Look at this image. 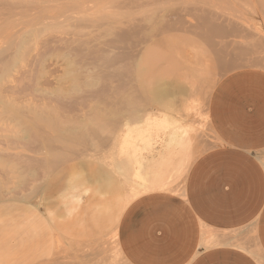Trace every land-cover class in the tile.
I'll use <instances>...</instances> for the list:
<instances>
[{"label": "rangeland", "instance_id": "374dc122", "mask_svg": "<svg viewBox=\"0 0 264 264\" xmlns=\"http://www.w3.org/2000/svg\"><path fill=\"white\" fill-rule=\"evenodd\" d=\"M9 1L0 0V100L1 98L3 100L0 103H6L9 99L18 107L22 105L35 107L36 104L39 107L45 106L46 111L51 113L50 117L58 121V126L63 125L54 134L44 128L37 130V133L39 131L38 135H36V131L32 133V136H35H31L28 140L29 143L27 142L25 146L26 150L23 152L6 150V146H10V144L8 145V140L13 139L18 128H12V124L8 125L9 121L5 119L6 115H4L3 107L0 104V110H2V112L0 111V163H6L0 164V264H21L22 257H28L27 261L29 263L43 259L48 262H73L92 252L91 242L99 240L113 242L112 235L115 233L112 231L117 232L121 214L127 207L124 206L125 198L129 196L132 190L131 184L134 186V188L132 187L133 189H135V186L136 188L140 187V185L150 186L153 183L151 180L155 176L157 169L162 168L158 166L157 159L159 160V158L168 153L171 154V151H169L171 149L176 152L172 155L174 162L168 167L170 172L172 171L171 173L175 174H172L174 176L171 180L173 182L172 185L174 187L182 185L184 177L177 176L176 172L180 167L177 165L180 162L179 159H183L184 154L179 152L180 150L176 147H169V142L172 139V131L170 129L163 131L158 128L151 129L152 135L156 136L157 144L154 145L152 151L141 150L142 152L140 153L143 159L141 166L136 168L137 171H140L137 172L138 178L135 174L133 178L134 171L131 170L132 166H129L131 175L129 173L126 176L120 174V162L126 159L122 154L121 148L124 143L122 138L124 139V133L127 132V128L124 125L128 121L130 122L129 124L127 123L128 130H131L134 125L133 129L135 131L133 129V131H130L133 133V135L131 134L132 137H135L138 132L136 130L140 128L139 123L137 124V122H133L129 118H127L129 120L126 119L125 116L128 115L130 110L133 112L131 111L128 117L137 108L140 110V107L145 106L146 108H141L142 110L144 109L143 112H152L157 117H154L156 120L163 119L167 115L168 117H179L183 114L182 116H185V118H181H184L182 120L186 123V120L188 122V119L191 118H187L183 110L180 112V106L185 101L189 104L193 102L191 105L195 106L198 114L193 118L199 121L201 117H207V122L206 120L203 122L205 124L203 129H199V132L197 131L190 135V141L193 143V146L190 145V149L193 148L192 152L189 150V154L192 158L188 156L187 160H194L205 151L219 145V141L212 132L209 123V98L215 85L223 77L234 71L243 69L264 71V61H262L264 59V3L261 0H209L207 3H210L211 6L206 3V6H203L204 9L212 14L222 15V18L226 21V23L224 22L225 24L222 23L224 27L229 26L231 24L229 20L234 19L232 23L235 22L237 25L242 26L247 32L228 36L225 40L221 39V41L223 40L222 42H220L219 38H212V43L216 42L214 47L205 45L206 42L204 43V40H202L200 43L202 42L204 51L202 50V53L199 51L200 54L198 53L196 57H193L189 47H186L190 45V41L183 37L184 35L180 31L188 25L187 22L189 21L186 19L182 9L179 8V6L183 8L182 4L178 3V5L175 4L169 8L171 12L169 11L168 18L165 17L164 20L172 24L173 31L178 37L175 45L180 48V51L178 49V52L174 54H180L182 51L180 60L183 59L184 55L189 60L198 61V64L196 66L190 65L191 68L186 74L189 76L191 74L195 77L193 79L196 85L193 83L192 78L191 85L187 80L189 76H185L187 78L186 81L190 84L185 83L184 89L187 92L184 90L183 96H176L177 99H174L172 107L165 112L159 104L151 103L146 95H139L140 93L137 89L140 88L143 81L135 80L133 73L137 69H134L136 62L139 60L137 58H141L142 61L146 60L142 63L146 64V67L150 66L152 68L151 70L149 67L151 71L159 66L166 67L164 65H167H161L163 53L165 52L164 40H162V36L155 37L154 33H152L153 28L151 30V27H153L154 12L149 3L142 5L138 2L131 3L133 0H118L120 1L118 5L119 2L116 3L111 0H94L93 2L96 1V3H93L94 5L90 4L92 9L87 8V11L84 6H80L70 0ZM38 1H44L45 3L43 2L44 4L41 3L40 5ZM57 2L59 7H57ZM2 3L6 6H3ZM14 3H18L29 10L38 4L37 10L35 9L34 12L38 13L39 17L37 20L33 19V15H31L33 11L28 12V16L23 15V20H27L26 23V20L23 21L18 18L21 16H16L17 13L11 15L9 8ZM54 5H56V8ZM51 9L55 11L56 16H53ZM176 9L178 11L181 10L180 12L183 14ZM58 14L60 15L58 16ZM162 14L160 15L163 18ZM232 14L234 17L231 16L233 17L231 19L230 15ZM12 16L18 19L16 20ZM18 20L20 21L18 22ZM39 21L40 24H36ZM12 25L15 26L12 27ZM15 27H18L17 29L21 31L14 30ZM12 31H16L13 35L15 37L18 36L17 38L12 36ZM17 43L18 46L16 45ZM182 45L184 46L182 47ZM16 46L20 48L18 49ZM16 49H18L20 54ZM241 50L243 51L242 55L238 53ZM12 53H17L16 63L14 61L15 67L13 70L10 67V71L7 72V66L5 65H9ZM174 54L173 56H175ZM178 55L175 57H179ZM171 59L173 61V57ZM223 60L228 61V64L231 63L230 66L227 68L223 67ZM259 61L260 63L263 62V65L257 64L256 66L254 62ZM170 63L168 62V64ZM171 66H176L177 70V65L171 64ZM167 67L169 66L167 65ZM149 69H146L148 76L151 74ZM164 69L171 71L170 69L172 68L169 67V70L167 68ZM178 71H171L174 74H169L171 73L169 72L166 77L164 76L165 79L162 78L168 86L169 84L172 85L170 89L176 85V81H182L183 71ZM193 72L196 73L194 74ZM147 75L144 80L150 79L151 76L147 78ZM135 87L138 88L136 89ZM23 90L26 91V96L23 94ZM14 94L17 95L15 96ZM18 94H21L22 97ZM138 95L141 98L143 96V101L141 98H137ZM127 98H129V101H127ZM125 99L126 104H124ZM132 100L133 102L136 100L137 104L139 101H142V103H139L138 107H136L137 104H135L136 106L134 105L136 101L133 103L134 106L128 104ZM4 103H2L3 106ZM55 104H58L57 108ZM153 104H156V106H152ZM51 106L55 110L53 114L52 110H50L52 109ZM128 107L130 108L127 111L126 108ZM157 109L160 110L158 111ZM138 110L135 112H139ZM58 111L60 112L57 114ZM97 114L100 115L98 116ZM26 115L30 116V114ZM121 118L125 119V121H122ZM65 120L66 122H64ZM100 121L107 124L106 128L102 132H97L95 137L81 138V141L79 135L82 134L83 128H91L92 125L94 129ZM116 121L118 123L115 125ZM111 127L114 128V131ZM112 135L116 136L113 137ZM72 136L75 138L69 144L53 145L59 152L63 149H68L70 152L65 157H68L69 160L61 158L57 166L52 167V169L48 162L45 161L50 148H44L43 145L56 137ZM21 141L23 140L21 139ZM20 144L22 143L18 141L13 142V146ZM7 159L14 160V162L7 164L4 161ZM262 162L264 163V154ZM152 172H155L153 176ZM107 181L108 185L113 186L112 191L106 188ZM137 189L141 191L139 190L140 188ZM56 234L61 239H58ZM59 240L62 242H59ZM114 257L117 256L114 255Z\"/></svg>", "mask_w": 264, "mask_h": 264}, {"label": "crops", "instance_id": "0c3cea01", "mask_svg": "<svg viewBox=\"0 0 264 264\" xmlns=\"http://www.w3.org/2000/svg\"><path fill=\"white\" fill-rule=\"evenodd\" d=\"M208 114L219 145L191 162L175 190L132 200L117 243L93 241L73 262L21 264H264V71L223 77Z\"/></svg>", "mask_w": 264, "mask_h": 264}, {"label": "bare ground", "instance_id": "6f19581e", "mask_svg": "<svg viewBox=\"0 0 264 264\" xmlns=\"http://www.w3.org/2000/svg\"><path fill=\"white\" fill-rule=\"evenodd\" d=\"M11 1V0H10ZM9 1V2H10ZM17 1V0H16ZM34 1V0H33ZM53 1V0H52ZM70 1H73L74 3H77V4H79L80 6H84L86 9L88 8V9H92V7L90 6V4H93V3H96V1L95 2H93L94 0H70ZM101 1V0H100ZM112 2H116V3H118V5L120 4V1H118V0H111ZM209 0H133L131 3H139V4H142V5H144L145 3H149L150 5H151V7H152V10H153V12H154V15H153V17H154V20H153V27H151V30H152V28H153V32L152 33H154V35H155V37L156 36H162V40H164V43H163V41H162V43H163V45H164V47H165V52L163 53L164 55H163V57H162V60H161V65L163 66L164 64H167L169 67H171L172 69H170L171 71H183L182 73V81H176V85L172 88V89H170L171 87L170 86H172V85H170L169 84V86L165 83L166 81L164 80L165 78H164V76L166 77L167 75H168V73L169 72H171V71H166V69H164V68H167L168 70H169V67H167V65H164V66H166V67H161V66H159L157 69H154L153 71H154V73H153V71H151L152 70V68L149 66V64H147L149 67H150V69H149V67H146L145 65H144V63H142V62H145V61H142V59L141 58H137V59H139L138 61H137V59H136V64H135V68L134 69H136L133 73H134V77L136 78L135 80H142L143 82H141L142 83V85H140V88L139 89H137L136 87V89H137V91L140 93L139 95H143V96H147L148 97V100L151 102V103H156L157 105L159 104V106H161L162 108H163V110L166 112V110H168V109H170L171 107H172V104H173V102H174V99H177V97L178 96H180V95H182L183 96V93H184V86H185V83L187 84L188 82H190V84L192 85V81H191V78H192V80H193V83L195 82L194 81V79L193 78H195L194 76H192L191 74H190V76L189 75H186V74H188V72H189V68H191L190 67V65H193V66H196L197 64H198V61H195V60H193L192 61V59H188V58H186V56H184L183 55V53H182V55H183V59H179L181 56H180V54H181V52H180V54L178 55V54H176V55H178L179 57H175L176 55L174 54V53H176V52H178V49H179V51H180V48H179V46L177 47L176 45H175V43H176V41L178 40V37H176V35H175V32L173 31V27H172V24H169V21H168V23L164 20L165 19V17H167V15L169 14V8L170 7H172V5H175V4H177L178 5V3L179 4H182V6H183V8H181L180 6H179V8L180 9H182V12L184 13V15L186 16V19H188L189 21L187 22L188 23V25L186 26V27H184L182 30H180L182 33H183V37H185L186 39H188L189 41H190V45L188 46H186V47H189V50L191 51V53H192V55H193V57L195 56H197V54L199 53V51L202 53V50L204 51V47H203V45L200 43V41H202V40H204L203 42L205 43V45L207 44L208 46H210V47H214L215 45V43L213 44L212 43V38H219V40H220V42H222L221 41V39H227V37L228 36H231V35H235V34H238V33H246L247 32V30H245L242 26H239V25H237L235 22H233L232 23V21H234V19H232L234 16H233V14L232 15H230V17L231 16H233V17H231V19L232 20H229V21H231L230 23V25L229 26H227V27H224L223 26V24L222 23H226V21L222 18L223 16L221 15V16H218V15H215V14H212V13H210V12H208V11H206L205 9H204V5L206 6V3L208 2ZM246 1V0H245ZM28 2H30V1H28ZM39 3H40V5H41V3H43L44 1H42V2H40V1H38ZM60 2V1H59ZM67 2V1H66ZM106 2V1H105ZM123 2V1H122ZM227 2V1H226ZM261 2H263L264 3V0H261ZM4 3V2H3ZM3 3H2V5H3ZM45 3V2H44ZM43 3V4H44ZM49 3H50V1H49ZM108 3V2H107ZM222 3V2H221ZM232 3V2H231ZM15 4V3H14ZM12 5L9 9V13L11 14V15H13V14H16V16H21V17H18V18H21L22 20H23V15L24 16H28L27 15V13L28 12H32L33 11V14H31V15H33V19H36L37 20V18L39 17L38 16V13H36V12H34V10L36 9L37 10V8H38V4H37V6H34L33 8H31L30 10L29 9H27V8H25V7H23L22 5H19L18 3L17 4H15V5ZM22 4V3H21ZM30 4V3H29ZM57 4V7H59L58 6V2L56 3ZM207 4H209V6H211L210 5V3H207ZM216 4V3H215ZM7 5H8V3H7ZM10 5H11V3H10ZM59 5L61 6V4L59 3ZM94 5V4H93ZM149 5V6H150ZM226 5V4H225ZM3 6H6V5H3ZM30 6V5H29ZM56 5H54V7H55ZM65 6H67V5H65ZM65 6H63V7H65ZM78 6V5H77ZM80 6H78V7H80ZM127 6V5H126ZM193 6V7H192ZM208 6V5H207ZM208 6V7H209ZM28 7V6H27ZM63 7H60V8H63ZM67 7H69V6H67ZM176 7V6H175ZM190 7H192V8H190ZM216 7V6H215ZM7 8V7H6ZM41 8H43V7H41ZM47 8V7H46ZM56 8V7H55ZM54 8V9H55ZM66 8V7H65ZM211 8V7H210ZM210 8H209V10H210ZM212 8H213V6H212ZM226 8V7H225ZM64 9V8H63ZM88 9H87V11H88ZM178 9V8H177ZM176 9V10H177ZM218 9V8H217ZM229 9V8H228ZM44 10V9H43ZM42 10V11H43ZM52 10V11H51ZM50 11L51 12H53V16H56V14L54 13L55 11H57L56 9H55V11H53V9H51ZM60 10V9H59ZM172 10H173V8H172ZM208 10V9H207ZM39 11H40V9H39ZM45 11V10H44ZM86 11V12H87ZM178 11V10H177ZM181 11V10H180ZM180 11H178V12H180ZM41 12V11H40ZM60 12V11H59ZM70 12V11H69ZM171 12V11H170ZM182 12H180V13H182ZM215 12V11H214ZM213 12V13H214ZM42 13V12H41ZM115 13V12H114ZM163 13V14H162ZM182 13V14H183ZM219 13H221V12H219ZM160 14H162L163 15V18H162V16L160 15ZM174 14V13H173ZM223 14V13H222ZM60 14H58V16H59ZM66 15V14H65ZM171 15V14H170ZM180 15V14H179ZM236 15V14H235ZM42 16V15H41ZM52 16V17H53ZM57 16V17H58ZM173 16V15H172ZM181 16V15H180ZM237 16V15H236ZM235 16V17H236ZM239 16V15H238ZM13 17V16H12ZM56 17V18H57ZM170 17V16H169ZM182 17H184V16H182ZM229 17V16H228ZM10 18V17H9ZM13 18H16V17H13ZM13 18H11V19H13ZM18 18H16V20L18 19ZM30 18H31V16H30ZM30 18H28V19H30ZM54 18V17H53ZM60 18V17H59ZM168 18V17H167ZM166 18V19H167ZM263 18H264V16H263ZM40 19V18H39ZM55 19V18H54ZM95 19V18H94ZM99 19V18H98ZM227 19V18H226ZM229 19V18H228ZM26 20V19H25ZM25 20H23V21H25ZM49 20V19H48ZM179 20V19H178ZM20 20H18V22H19ZM45 21V20H44ZM50 21V20H49ZM55 21V20H54ZM229 21H227V22H229ZM15 22H17V21H15ZM26 23H27V20L25 21ZM31 22V21H30ZM85 22V21H84ZM115 22V21H114ZM183 22V21H182ZM221 22V23H220ZM11 23V22H10ZM21 24H22V22H20ZM19 23V24H20ZM32 23V22H31ZM94 23V22H93ZM98 23V22H97ZM119 23V22H118ZM224 23V24H225ZM238 23V22H237ZM12 24V23H11ZM20 24V25H21ZM33 24V23H32ZM31 24V25H32ZM36 24H40V21L38 22V23H36ZM183 24V23H182ZM227 24H229V23H227ZM241 24V23H240ZM17 25H18V23H17ZM77 25V24H76ZM81 25V24H80ZM108 25V24H107ZM7 26V25H6ZM15 26V25H14ZM13 25H12V27H14ZM22 26H24V25H22ZM33 26V25H32ZM184 26V25H183ZM26 27V26H25ZM38 27V26H37ZM41 27V26H40ZM18 27H15L14 28V30L15 29H17ZM19 28H22V27H19ZM98 28V27H97ZM116 28V27H115ZM246 28V27H245ZM249 28V27H248ZM13 30V29H12ZM17 30H20V29H17ZM23 30V29H22ZM175 30V29H174ZM177 30V29H176ZM21 31V30H20ZM179 31V32H180ZM250 31V30H249ZM16 32V31H15ZM15 32H11V34H12V36H14L13 34L15 33ZM252 32V31H251ZM77 33V32H76ZM80 33V32H79ZM22 34H23V32H22ZM21 35V34H20ZM82 35V34H81ZM18 37V36H17ZM17 37H15L14 36V38H17ZM252 37V36H251ZM96 38V37H95ZM181 39V38H180ZM106 40V39H105ZM155 40V39H154ZM184 40V39H183ZM217 40V39H216ZM215 40V41H216ZM152 41V40H151ZM252 41H253V39H252ZM88 42H90L89 40H88ZM157 42H159V41H157ZM179 42H181V41H179ZM214 42V41H213ZM227 42V41H226ZM234 42V41H233ZM31 43V42H30ZM74 43V42H73ZM106 43V42H105ZM153 43V42H152ZM183 43V42H182ZM252 43V42H251ZM255 43V42H254ZM25 44V43H24ZM65 44V43H64ZM108 44V43H107ZM153 44H157V43H153ZM178 44V43H177ZM17 46H18V43L16 44ZM77 45V44H76ZM114 45V44H113ZM202 45V46H201ZM16 46V47H17ZM107 46V45H106ZM112 46V45H111ZM160 46H161V44H160ZM184 45H182V47H183ZM207 46V47H208ZM66 47V46H65ZM77 47V46H76ZM146 47V46H145ZM203 47V48H202ZM243 47V46H242ZM18 49L20 48V47H17ZM23 48H24V46H23ZM100 48H102V47H100ZM159 48V47H158ZM185 48V47H184ZM247 48V47H246ZM18 49H16L17 51H18ZM69 49V48H68ZM151 49V48H150ZM66 50V49H65ZM70 50V49H69ZM98 50V49H97ZM149 50V49H148ZM256 50V49H255ZM16 51V52H17ZM60 51V50H59ZM95 51V50H94ZM164 51V50H163ZM31 52V51H30ZM184 52V51H183ZM18 53H19V51H18ZM44 53V52H43ZM90 53V52H89ZM238 53L240 54V55H242L243 54V51L241 50V51H238ZM13 55H11L10 56V58H11V61H9V62H6V63H9V65H5V66H7L6 67V71L7 72H9L10 71V69L11 70H13L14 69V67H15V65H14V61L17 59V53H12ZM20 54V53H19ZM173 54L175 55V56H173ZM200 54V53H199ZM21 55H22V51H21ZM32 55V54H31ZM47 55V54H46ZM91 55V54H90ZM146 55V54H145ZM43 57V56H42ZM47 57V56H46ZM98 57V56H97ZM173 57V61H172V58ZM220 57V56H219ZM18 58H19V55H18ZM48 58V57H47ZM83 58H84V56H83ZM86 58H87V56H86ZM93 58V57H92ZM95 58V57H94ZM134 58V57H133ZM136 58V57H135ZM176 58V59H175ZM221 58V57H220ZM45 59V58H44ZM90 59V58H89ZM105 59V58H104ZM170 59V60H169ZM179 59V60H178ZM263 59V58H262ZM169 60V61H168ZM176 60V61H175ZM259 60V59H258ZM160 61V60H159ZM261 61V60H260ZM260 61L259 62H254V64L257 66V64H262L263 65V62L262 63H260ZM262 61H264V59L262 60ZM19 62V61H18ZM23 62V61H22ZM118 62V61H117ZM120 62V61H119ZM168 62H171L170 64H168ZM221 62V61H220ZM5 63V64H6ZM15 63H16V61H15ZM88 63V62H87ZM98 63V62H97ZM101 63H103V62H101ZM134 63H135V61H134ZM159 63V62H158ZM74 64V63H73ZM109 64V63H108ZM171 64H173V65H177V70H176V66H171ZM231 64V63H230ZM230 64H228V61H222V65H223V67H229L230 66ZM96 65V64H95ZM100 65V64H99ZM104 65V64H103ZM112 65V64H111ZM157 65V64H156ZM4 66V65H3ZM5 66H4V69H5ZM87 66V65H86ZM11 67V68H10ZM31 67V66H30ZM36 67V66H35ZM102 67H104V66H102ZM146 67V68H145ZM10 68V69H9ZM90 69V68H89ZM146 69H149L150 70V72H151V74L153 73V75H151V74H149V76L146 74ZM181 69V70H180ZM30 70V69H29ZM79 70V69H78ZM83 70V69H82ZM148 70V71H149ZM156 70V71H155ZM164 70H165V72H164ZM191 70V69H190ZM5 71V72H6ZM36 71V73H37V69L35 70ZM71 71V70H70ZM116 71V70H115ZM130 71H131V69H130ZM178 71V72H179ZM188 71V72H187ZM4 72V74H6ZM49 72V71H48ZM47 72V73H48ZM87 72V71H86ZM149 72V73H150ZM177 72V73H178ZM35 73V72H34ZM85 73V72H84ZM184 73H185V75H184ZM194 73V72H193ZM196 73V72H195ZM194 73V74H195ZM10 74V73H9ZM9 74H7V75H9ZM70 74V73H69ZM167 74V75H166ZM169 74H174L173 72H171V73H169ZM49 75V74H48ZM146 75L148 76L147 78H149L150 76V79L149 80H144V77H146ZM25 76V75H24ZM35 76V75H34ZM128 76V75H127ZM185 76H189L188 77V79L185 77ZM195 76H198V75H195ZM42 77V76H41ZM162 78H164V79H162ZM190 78V79H189ZM75 79V78H74ZM73 79V80H74ZM186 79L188 80V82L186 81ZM69 80V79H68ZM76 80V79H75ZM85 81V80H84ZM129 81V80H128ZM127 81V82H128ZM205 81V80H204ZM207 81V80H206ZM75 82V81H74ZM32 83V82H31ZM50 84V83H49ZM189 83H188V85H190ZM195 84V83H194ZM193 84V85H194ZM38 85V84H37ZM174 85V84H173ZM196 85V84H195ZM43 87V86H42ZM82 87V86H81ZM84 87V86H83ZM93 87H94V85H93ZM193 87V86H192ZM34 88V87H33ZM32 88V89H33ZM70 88V87H69ZM35 89V88H34ZM33 89V91H35ZM38 89V88H37ZM40 89V88H39ZM74 89V88H73ZM187 89V88H186ZM41 90V89H40ZM75 90H77V89H75ZM32 91V92H33ZM37 91V90H36ZM53 91V90H52ZM59 91V90H58ZM62 91V90H61ZM95 91V90H94ZM186 91V90H185ZM18 92H20V91H18ZM21 92H22V89H21ZM25 90H23V94H25ZM44 92V91H43ZM63 92V91H62ZM67 92V91H66ZM136 92V91H135ZM137 92V93H138ZM187 92V91H186ZM15 93V92H14ZM31 93V92H30ZM41 93V92H40ZM49 93V92H48ZM59 93H60V91H59ZM64 93V92H63ZM68 93V92H67ZM82 93V92H81ZM33 94V93H32ZM37 94V93H36ZM15 95V94H14ZM17 95V94H16ZM15 95V96H16ZM19 95V94H18ZM21 95V94H20ZM19 95V96H20ZM35 95V94H34ZM57 95V94H56ZM62 95H64V94H62ZM128 95V94H127ZM138 95V97L137 98H141L140 96ZM25 96H26V94H25ZM143 96H142V98H143ZM177 96V97H176ZM186 96V95H185ZM18 97V96H17ZM20 97H22V95L20 96ZM19 97V98H20ZM36 97V96H35ZM83 97V96H82ZM91 97V96H90ZM121 98H122V96H120ZM126 97V96H125ZM181 97V96H180ZM8 98V97H7ZM62 98V97H61ZM123 98H124V96H123ZM130 98H132L131 96H130ZM141 98V99H142ZM170 98H172V100H170ZM14 99V98H13ZM41 99V98H40ZM81 99V98H80ZM136 99V98H135ZM186 99H188V98H186ZM6 100V99H5ZM48 100V99H47ZM56 100V99H55ZM134 100V99H133ZM133 100L130 102V103H128V104H131V105H133V103L136 101H134L133 102ZM183 100V99H182ZM0 101H3L2 100V98H1V100ZM52 101V100H51ZM65 101V100H64ZM68 101V100H67ZM127 101H129V98H127ZM142 101H143V99H142ZM142 101H139L138 102V104L139 103H142ZM147 101V100H146ZM6 102V101H5ZM37 102V101H36ZM145 102V101H144ZM2 103H4V102H1L0 104H1V106L3 107L2 109H3V113H4V115H6V117H5V119H7V121H9V123H8V125L9 124H12V128H18L17 129V132H15V134H14V136H13V139H11V140H8V145L10 144V146H6V150H19V152H23V151H25L26 150V148H25V146L27 145V142H28V140L31 138V136H32V133H35V131H36V135H38V133H39V131H38V133H37V130L38 129H41V128H44L45 130H47V131H50V132H52V134H54V133H56L57 131H58V129H59V127L60 126H62V125H60V126H58L59 124H58V121L55 119H53V118H51L50 117V115H51V113L50 112H47L46 111V107L44 106V107H39L38 106V104H36L37 105V107H36V105H35V107H33V106H28V105H22L21 107L19 106H17L13 101H10L9 99H8V101L6 102V103H4V106H3V104ZM22 103V102H21ZM78 103V102H77ZM76 103V104H77ZM177 103V102H176ZM176 103H175V105H176ZM182 103V102H181ZM184 103V102H183ZM193 103V102H192ZM191 103V104H192ZM23 104V103H22ZM32 104H34V103H32ZM46 104V103H45ZM75 104V105H76ZM121 104H123V103H121ZM124 104H126V99L124 100ZM135 104H137V101L134 103V105ZM138 104H137V106L136 107H138ZM156 104L154 105H152V106H156ZM191 104H189V103H187L186 101H185V103L184 104H182V106H180L181 108H180V112H182V110L186 113V117L187 118H191V119H194L195 117L194 116H196V115H198L197 114V112H196V108H195V106L194 105H191ZM31 105V104H30ZM39 105H42V104H39ZM56 105V104H55ZM133 105V106H134ZM145 105V104H144ZM47 106H49V105H47ZM57 106H58V104L56 105V108H57ZM67 106V105H66ZM127 106V105H126ZM142 106H143V104H142ZM50 107V106H49ZM48 107V108H49ZM68 107V106H67ZM66 107V108H67ZM125 107V106H124ZM143 107H145V106H143ZM143 107H140V110H138V108H137V110L139 111V112H135V111H137V110H135L134 111V113H132V115L130 116V117H128V115H129V113L131 114V111L132 110H130V112L128 113V115H124L125 117H126V119L127 118H129L130 120H133V122L135 121V122H137V124L139 125V129L138 130H136V131H138L137 132V134L135 135V137H132L131 136V134L133 135V133H131L130 131H133L134 129H133V127H134V125H133V127H132V129L131 130H128V124L130 123L129 121L124 125L125 126V128H127L126 129V133H124V139L122 138V141L124 142L123 143V145H122V154L124 155V157L126 158L124 161H121L120 162V174H122V176H126L128 173L130 174L131 172H129L130 170H129V166H132V169L131 170H133L134 171V173H133V178H134V174L136 175V177L138 178V171L136 170V168L137 167H140L141 166V161H142V157L143 156H141V153L140 152H142L141 150H151L152 151V149L154 148V145L155 144H157V139H156V136H154V135H152V133H151V129L153 130V128H158V129H161L162 131L163 130H165V129H170L171 131H172V136H171V141L169 142V147L171 146V148H173V147H176V148H178V150H180L179 152H183V154H184V156H183V159H179L180 160V162H178V166H180L178 169H177V172H176V174H177V176H182V177H184L185 175H186V173H187V171H188V168L190 167V164H192L191 162H193V159L192 160H187V158H188V156H190V151L192 150V148L190 149V145H192L193 146V143H192V141H190V135H192L193 133H195V132H197L199 129H203L204 128V121L206 120V122H207V117H201L202 118V120H201V118H200V120L199 121H196V119H194V120H192V121H190L191 119H188V122H187V120H186V123H184L185 121L184 120H182V119H184L185 118V116H182L183 114H179V115H177V116H179V117H174V116H172V117H168V115H167V117H165V118H161V119H158V120H156V119H154V117H155V115L152 113V112H143L144 111V109L142 110L141 108H143ZM176 107V106H175ZM51 108H52V106H51ZM129 108L130 107H128V108H126L127 109V111L129 110ZM133 109H134V107H132ZM146 108V107H145ZM158 108V107H157ZM125 109V110H126ZM150 109H151V111H152V108L150 107ZM177 109V108H176ZM50 110H52V114H53V111H55L54 110V108H52V109H50ZM158 110V109H157ZM160 110V109H159ZM158 110V111H159ZM162 110V111H163ZM1 112H2V110H0ZM141 111V112H140ZM60 111H58L57 112V114L59 113ZM126 112V111H125ZM133 112V111H132ZM143 112V113H142ZM170 112V111H169ZM168 112V113H169ZM177 112V111H176ZM68 113V112H67ZM156 113V112H155ZM159 113V112H158ZM171 113V112H170ZM26 114H30V116L28 117ZM178 114V113H177ZM95 115V114H94ZM98 115V114H97ZM100 115V114H99ZM98 115V116H99ZM121 115V114H120ZM170 115V114H169ZM123 116V117H124ZM171 116V115H170ZM57 117V116H56ZM61 117V116H60ZM94 117V116H93ZM122 117V116H121ZM181 117H184V118H181ZM194 117V118H193ZM59 118V117H58ZM155 118H157V117H155ZM197 118V117H196ZM4 119V118H3ZM129 119H127V120H129ZM87 120V119H86ZM92 120V119H91ZM113 120V119H112ZM121 120L122 121H125V119L123 120L122 118H121ZM110 121V120H109ZM117 121H118V119H117ZM116 121V123H115V125L118 123ZM64 122H66V120L64 121ZM88 122V121H87ZM104 122H105V120H104ZM103 121H100L99 123H97V125L94 127V129L92 128V125H91V128H88V127H85V128H83V130H82V134H80L79 135V137H80V140H81V138L83 139V138H85V137H88V138H90V137H95L96 135H97V132H102L105 128H106V126H107V124L106 123H104ZM113 123H114V120L112 121ZM61 123H62V121H61ZM108 123V122H107ZM110 123H111V121H110ZM109 123V124H110ZM124 123V122H123ZM83 124V123H82ZM65 125V124H64ZM67 125V124H66ZM95 125V124H94ZM122 125V124H121ZM84 126V125H83ZM88 126V125H87ZM108 126H110V125H108ZM65 127V126H64ZM12 128H10V129H12ZM110 128V127H109ZM111 128H113V127H111ZM62 129V128H61ZM121 129V128H120ZM135 129H137V127H135ZM8 130V129H7ZM170 130H168V131H170ZM9 131V130H8ZM34 131V132H33ZM113 131H114V128H113ZM121 131V130H120ZM135 131V130H134ZM122 132H123V130H122ZM199 132V131H198ZM121 133V132H120ZM169 133V132H168ZM167 133V134H168ZM42 134V133H41ZM49 134H51V133H49ZM135 134V133H134ZM117 135V134H116ZM116 135H114V136H116ZM33 136H35V135H33ZM32 136V137H33ZM90 136V137H89ZM113 136V135H112ZM113 136V137H114ZM119 136V135H118ZM194 136V135H193ZM121 137V136H120ZM73 138H75V137H62V138H60V137H56L54 140H52V141H45L46 143L43 145L44 146V148H47V147H49L50 148V150H49V153L46 155V157H45V161H47L48 162V164L50 165V167L52 168V167H55V166H57V164H58V162H59V160H61V158L62 159H68V157L67 158H65L66 156H68V152H70V150H60L61 152H59L58 150H57V148L56 147H53V145L54 144H69L72 140H73ZM21 139L23 140V141H21ZM78 139V138H77ZM115 139V138H114ZM193 139V138H192ZM15 140V141H14ZM16 141H18V142H20V143H22V144H20V145H17V146H13V142H16ZM31 141V140H30ZM82 141V140H81ZM121 141V140H120ZM194 141V140H193ZM29 143V142H28ZM191 143V144H190ZM7 145V144H6ZM15 145H16V143H15ZM141 146V147H140ZM168 146V145H167ZM25 148V149H24ZM43 148V149H44ZM60 149V148H59ZM190 150V151H189ZM150 151V152H151ZM169 151H171L170 153L171 154H167V155H165V156H163V157H161V158H159V160L157 159V162H155V163H157L158 164V166L161 168V169H157V172H156V174H155V172H152V176L155 174V176L154 177H152V180H151V182H153L150 186H148V185H140V187L138 186L137 188H140L139 190H141V191H138V189L136 188V186H135V189H137V190H135V189H133L134 188V186H133V184H131L132 185V187H131V192H130V194H129V196L127 197V198H125V202H124V206L126 207L133 199H135V198H137L138 196H140V195H143V194H145V193H147V192H152V191H168V190H172V189H174L175 187L172 185V178H174V176L173 175H175V174H173V173H171L170 172V169L168 168V167H170L171 165H172V163L174 162V160L172 159V155H174L173 153H176V152H173L172 151V149L171 150H169ZM168 151V152H169ZM189 151V152H188ZM192 152V151H191ZM189 154V155H188ZM70 155V154H69ZM191 157V156H190ZM154 158V157H153ZM174 158V157H173ZM192 158V157H191ZM18 159H20V158H18ZM69 160V159H68ZM123 160V159H122ZM155 160V159H154ZM4 161H6L7 162V164H11L12 162H14V160H10V159H7V160H4ZM66 161V160H65ZM148 161H151V160H148ZM16 162V161H15ZM153 162V161H152ZM0 164H6L5 162L4 163H0ZM46 164V163H45ZM115 164H116V162H115ZM117 166V165H116ZM118 167V166H117ZM131 168V167H130ZM53 169V168H52ZM168 169H169V171H168ZM119 170V169H118ZM52 172V171H51ZM140 172V171H139ZM132 174V173H131ZM130 174V175H131ZM140 174V173H139ZM173 174V175H172ZM135 177V178H136ZM141 177V176H140ZM127 178V177H126ZM136 178V179H137ZM143 178V177H142ZM107 180H108V178H106ZM145 179V178H144ZM128 180V179H127ZM138 181V180H137ZM141 181V180H140ZM142 181H143V179H142ZM132 183V182H131ZM140 183V182H139ZM149 183V182H148ZM137 185V184H136ZM141 187H142V189H141ZM106 188L108 189V190H110V191H112L113 190V186L112 185H108V181L106 182ZM33 190V189H32ZM175 190V189H174ZM127 196V195H126ZM139 198V197H138ZM123 206V207H124ZM124 209V208H123ZM117 228V227H116ZM116 228H115V230H116ZM114 230V229H113ZM117 231V230H116ZM112 232H114L115 234L114 235H112V240H113V242L114 243H117V232H115V231H112ZM112 234V233H111ZM57 236H58V239L60 238L59 237V235L58 234H56ZM110 239H111V237H109ZM61 239V238H60ZM65 240V239H64ZM111 240V241H112ZM59 242H62V241H60L59 240ZM64 245V244H63ZM58 246H60V245H58ZM61 246H62V243H61ZM59 248V247H58ZM65 249H66V247H65Z\"/></svg>", "mask_w": 264, "mask_h": 264}]
</instances>
